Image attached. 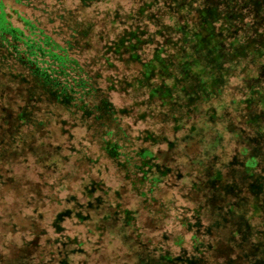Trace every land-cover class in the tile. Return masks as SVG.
<instances>
[{
  "label": "rangeland",
  "instance_id": "374dc122",
  "mask_svg": "<svg viewBox=\"0 0 264 264\" xmlns=\"http://www.w3.org/2000/svg\"><path fill=\"white\" fill-rule=\"evenodd\" d=\"M3 1L8 10H18L31 20L40 21L55 35L59 33L57 40H73L81 63L89 58L93 62V55H78L80 45L85 43L80 42L77 32L91 29L90 43L96 53L94 70L102 75L99 84L115 109L126 112L123 120H119L126 136L116 137L127 155L120 163L125 166L124 175L118 171V164L100 150L92 128H88L95 125L92 118L85 120L76 112L67 113L63 116L68 120L67 125L52 124L49 135L40 133L32 141L31 132L26 138V161H21L25 165L22 167L34 169L22 172L26 180L23 185L31 182L41 188L43 194L45 187L54 186L56 192L48 190L45 193L51 196L60 192L63 200L77 195L81 208L87 204L86 190H93L97 185V181L90 184L91 179H104L106 189L110 188L113 194L109 198V209L101 210L99 216L107 213L118 216L120 207L115 209L116 206L124 208L126 203H132L133 211L137 212L134 228L125 230L121 222L107 223L101 242H97L99 233L93 221L96 216L91 223L66 222L67 234L59 240L67 242L77 237L86 250L95 251L91 264H148L147 259H152L153 263L166 259L172 264H264V114L256 106L247 112L246 105H231L233 100H240L249 93L244 78L254 75L257 69L254 66L244 70L233 67L236 68L232 72L234 77L222 96L210 104H199L201 113L193 116L198 119L195 126L198 127L207 112L216 114L202 126L209 127L214 138L212 152L206 150L214 157L208 155L206 159L197 139L194 140L193 123H184V127L174 133V127L165 121L166 115H171L170 106H160L156 100H150L145 87L137 83L132 85V78L140 69L138 65L104 55L106 45L122 36L126 29L147 30L152 35L156 32L155 23L150 20L156 14L153 0H105L87 8L81 0H30L29 5L19 6L11 0ZM146 7L149 10L141 14ZM165 21L169 23V19ZM152 49L149 48L147 54ZM107 57L109 65L105 61ZM155 83L160 84V81L156 78ZM23 87L0 73V109L9 112L24 103L25 106L19 107L26 108L24 96L18 95L24 92ZM159 135L167 140L166 143L161 140L162 145H157ZM144 150L160 158H154L153 171L137 167L141 166L137 154ZM192 156L197 161L190 171H184L187 160H193ZM252 157L254 161H250ZM54 159L59 160L52 162ZM162 166L171 167L165 177L157 173L160 168L168 171ZM142 171H147L148 180L159 176L160 183L149 195V201L135 203L137 191L131 186L134 180L140 190L151 188L148 181L143 182ZM216 173L220 176L218 181L212 178ZM97 195L95 193L93 198ZM29 205L28 200L21 215L32 214L26 210ZM65 206L69 207L66 203ZM44 212L47 215L44 220L34 215L41 229L46 226V218H52L47 200ZM20 224L30 228L25 220ZM29 235L22 232L18 237L12 236L11 242L19 246L21 240L30 238ZM7 253L4 258L0 254V264H23L22 249L17 247ZM73 260L82 262L78 256Z\"/></svg>",
  "mask_w": 264,
  "mask_h": 264
},
{
  "label": "trees",
  "instance_id": "16d2710c",
  "mask_svg": "<svg viewBox=\"0 0 264 264\" xmlns=\"http://www.w3.org/2000/svg\"><path fill=\"white\" fill-rule=\"evenodd\" d=\"M11 1L17 6L30 3V0ZM81 1L87 8L88 5H96L105 0ZM153 1L152 7H156V14L152 15L150 20L155 23L156 32L152 35L147 30L126 29L122 36L106 45L104 55L127 59V62L138 65L140 69L137 75L133 76L132 85L137 83L145 87L149 91L150 100H156L160 106H170L171 115H166L165 121L168 120L166 124L170 123L174 127V133L179 131L181 126L184 127V123L191 122L195 126V120L198 119L194 117L201 113L200 103L210 104L222 96L223 90L230 83L229 80L234 77L232 72L236 68L233 67L244 70L248 66H254L257 71L254 75L244 78V85L249 93L240 100H233L231 105H246L247 112L256 106L263 110L264 114V0ZM146 10H149V7L141 14ZM165 18L169 19V23ZM90 34L91 29L77 32L80 42L85 43L84 46L80 45L82 47L78 55H93V62L89 58L81 63L76 55L73 40H57L59 33L55 35L47 26L43 27L40 21L31 20L18 10H8L4 1L0 0V73L10 81L16 80L24 86V92L18 95L24 96L23 101L27 102L24 109L19 106H25V103L19 104L18 108L9 112L0 109L2 258L6 256L5 252H8V255L19 247L23 252V264H91L95 251L86 250L85 244L77 237L69 238L67 242L59 240L67 234L64 226L66 222L78 220L79 223L86 224L91 223L96 216L93 221L95 220V230L99 233L97 242L103 240L109 222H121L122 229L125 230L134 228L136 224L137 212L133 211L132 203H126L124 208L122 205L116 206L115 209L120 207L118 216L108 213L99 216L101 210L109 209V198L113 194L108 190L110 188L106 189L104 179H91L90 184L97 181V185L93 190H86L87 204L81 208L77 195L73 194L63 200L60 192L51 196L45 193L48 190L56 192L54 186L45 187L43 194L42 189L31 185V182L23 185L26 180H23L22 172L27 173L34 169L22 167L25 165L21 162L26 161L24 145L29 133L32 132V141L40 133L49 135L52 124H61V127L67 125L68 120L64 119V114L75 112L82 119L92 118V124L95 125L88 128H92L100 150L109 160L118 164V171L124 175L125 166L120 163L127 155L122 151L123 147L116 137L126 136V130L119 123L126 112L115 109L99 84L102 75L94 70L96 53H93ZM149 48L153 49L147 54ZM105 61L109 65L108 57ZM156 78L160 84L155 83ZM257 115L262 116L261 113ZM213 117H216L215 113L207 112L199 121L198 127L195 126L192 130V133L196 134L194 140L197 139L196 142L206 159L213 156V153L209 152L214 148V138L209 127L202 126L204 121ZM230 134L233 135V132ZM192 137L190 136L191 139ZM158 138L157 145L167 141L162 135ZM150 140L154 144L151 137ZM154 158L157 159L158 156L151 151H141L137 154L141 166L137 167L153 171ZM254 159L252 157L250 161ZM58 160L54 159L52 162ZM196 161L195 158L187 160L184 171H190ZM162 167H166L168 171H161L160 168L157 173L165 177L171 167ZM146 172L142 171V176L143 182H149V191L140 190L135 180L131 183L133 190L137 191L135 203L149 201V195L160 183V177L157 175L148 180ZM125 176L131 180L126 173ZM212 178L218 181L219 173L212 174ZM140 185L143 187L141 183ZM95 193L98 195L93 198ZM28 200L30 205L26 210L32 214L21 215ZM46 200L52 218H46V226L41 229L34 215L39 220L45 219ZM65 203L69 207H66ZM94 209H98V212ZM24 220L29 223L30 228L20 224ZM22 232L30 233V238L23 242L21 240L19 246L14 245L11 237H18ZM71 247L75 249H70ZM76 256L82 262L74 261L73 257ZM146 263L172 264L166 259H159L156 263L147 259Z\"/></svg>",
  "mask_w": 264,
  "mask_h": 264
}]
</instances>
